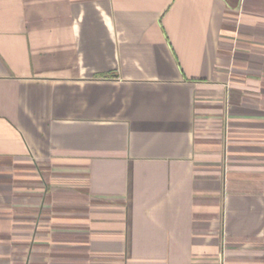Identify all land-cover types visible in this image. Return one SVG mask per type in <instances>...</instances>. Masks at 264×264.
Returning a JSON list of instances; mask_svg holds the SVG:
<instances>
[{
  "label": "crops",
  "instance_id": "0c3cea01",
  "mask_svg": "<svg viewBox=\"0 0 264 264\" xmlns=\"http://www.w3.org/2000/svg\"><path fill=\"white\" fill-rule=\"evenodd\" d=\"M0 264H264V0H0Z\"/></svg>",
  "mask_w": 264,
  "mask_h": 264
}]
</instances>
